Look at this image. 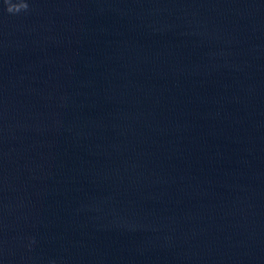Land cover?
I'll list each match as a JSON object with an SVG mask.
<instances>
[{"label":"water","instance_id":"water-1","mask_svg":"<svg viewBox=\"0 0 264 264\" xmlns=\"http://www.w3.org/2000/svg\"><path fill=\"white\" fill-rule=\"evenodd\" d=\"M26 2L0 0V264H264V0Z\"/></svg>","mask_w":264,"mask_h":264},{"label":"clouds","instance_id":"clouds-1","mask_svg":"<svg viewBox=\"0 0 264 264\" xmlns=\"http://www.w3.org/2000/svg\"><path fill=\"white\" fill-rule=\"evenodd\" d=\"M9 13H18L28 9L29 5L26 0H20L19 3H11V0H4Z\"/></svg>","mask_w":264,"mask_h":264}]
</instances>
